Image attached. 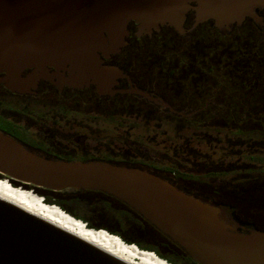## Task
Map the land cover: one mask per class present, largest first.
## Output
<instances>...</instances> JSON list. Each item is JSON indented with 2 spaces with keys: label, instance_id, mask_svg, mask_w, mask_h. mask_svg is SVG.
Segmentation results:
<instances>
[{
  "label": "water",
  "instance_id": "obj_1",
  "mask_svg": "<svg viewBox=\"0 0 264 264\" xmlns=\"http://www.w3.org/2000/svg\"><path fill=\"white\" fill-rule=\"evenodd\" d=\"M257 6L264 7V0H0L1 80L22 91L40 77H57L108 93L126 74L105 58L127 43L131 22L136 36L162 24L182 34L186 13L193 10L192 27L213 18L222 32L244 15L258 20ZM129 90L157 101L134 86ZM0 175L50 189L108 193L199 264H264V229L237 221L226 208L175 186L164 174L105 159L46 156L0 129ZM0 264L131 263L0 198Z\"/></svg>",
  "mask_w": 264,
  "mask_h": 264
},
{
  "label": "flooded vegetation",
  "instance_id": "obj_2",
  "mask_svg": "<svg viewBox=\"0 0 264 264\" xmlns=\"http://www.w3.org/2000/svg\"><path fill=\"white\" fill-rule=\"evenodd\" d=\"M254 11L258 20L244 15L240 23H233L220 33H227L234 28L242 27L256 28L264 33V7L257 6ZM194 20V11H187L182 24L187 30L182 34L174 26L162 24L158 30L150 34L136 36L133 23L129 24V36L132 33L137 39L153 37L165 42L176 41L179 35L187 36L199 27L207 31H219L213 18H207L192 27ZM127 44L128 39L119 52L105 58V63L117 65L126 74V76L117 78V83L112 87L113 90L108 93L99 92L92 83L80 87L72 86L63 83L57 77H40L32 85L26 86L25 90H11L1 80L3 73L0 72V94L11 96L8 107H3L2 102L0 103V127L28 148L46 156L57 153L73 154L118 162L111 160L112 157H117L130 162L120 163L139 166L160 175L169 173L168 167L163 166V160L159 158L163 159L164 151H156L159 153L156 154L155 147L148 142L149 138L152 142L155 141L152 140L151 135L145 133L138 135L134 132L150 124L159 126L168 115H173V119L182 118L193 124L195 123L193 115L213 102H209L210 96L200 102L201 98L192 95L193 92H190V89L185 90L187 91H184L185 93L180 90H171L169 87L154 85L148 77L134 73L125 66L130 62L125 50ZM169 60L176 61L178 57L171 56ZM48 68L49 71L55 70L53 66H48ZM174 70L176 73L177 69ZM27 71L29 69H25L22 75ZM160 71L162 72V69ZM131 86L145 91L157 101L130 91ZM205 89L203 93L211 92L210 88ZM0 101H2L1 97ZM165 109H171L174 113H163ZM187 109L188 112L185 111ZM147 111L154 113L156 117L143 118L142 116L147 114ZM134 136L135 138L140 137L141 141L133 139ZM145 136L149 137L142 142ZM187 136L190 135L183 136L184 141L188 140ZM175 137L178 140L181 138L178 135ZM155 139L157 144L158 138ZM173 141H166L164 148L169 152L182 149V146L178 144L179 141L178 143ZM168 151L165 154L166 157L169 155ZM165 178L173 182L175 186L185 188L184 185L183 188L175 183L185 180H178L175 177L174 179L171 173Z\"/></svg>",
  "mask_w": 264,
  "mask_h": 264
},
{
  "label": "trees",
  "instance_id": "obj_3",
  "mask_svg": "<svg viewBox=\"0 0 264 264\" xmlns=\"http://www.w3.org/2000/svg\"><path fill=\"white\" fill-rule=\"evenodd\" d=\"M131 27L133 29L132 25ZM215 32L218 33V31ZM243 33L249 35L248 41H241V38H238L239 36H242ZM218 35L224 37L225 39L227 38L229 41L225 43V41H221V39H219V41L213 43L216 45L209 44L204 46L205 48L202 50L204 51L202 53L204 54L202 55L204 62L206 58L210 59L212 63L217 62V60L212 59V56H216L221 61V65L215 64L212 66L211 63L210 65L204 64L210 72L214 73L215 71L217 74V76L212 77L207 74L206 70H203L206 73V78L211 80L210 85L207 84L205 87L212 89L213 87L218 86L217 89H219L222 86H226L227 91L229 90V92L236 96V101H213L211 99L212 91L208 93L202 92L200 93V96H203V99L210 96L209 102H213L214 104H230L231 106L228 110L230 112V118L237 121V134L247 138L249 141L245 142L248 144L251 142L257 145V151L262 156L264 153V33L256 28L242 27L237 29L234 28L227 33H219ZM185 37L186 35H179L178 40L168 41L171 42L172 47L176 48L179 45V40ZM127 39L128 44L125 50L129 49L135 41H138L132 33L129 37H127ZM195 41L199 43V39H195ZM208 46H210L209 49ZM227 46L232 48V54L230 53L231 50L227 48ZM160 62V69H162L163 74H167L165 76L166 78L175 76L174 69H183V66H181V68L171 67L170 69H167L163 63H170V60H168L164 54L162 55V60ZM127 64L125 66L129 68L131 65ZM193 67L195 68L194 70L198 69L202 71V69H199L197 66ZM188 72L190 73V71ZM202 80H205V78H202ZM203 83L198 85H202ZM240 93L242 94L239 99ZM238 99L240 101H238ZM236 104L238 106H236ZM205 108H201L197 111L193 115L194 118L195 116L201 114ZM202 114L205 120L208 121V119L204 116V112ZM213 114H215L214 111ZM212 117L213 115L211 118ZM247 119H251V123L254 122L256 126L249 127L246 122ZM0 129L3 132H6L1 127ZM57 154L49 156L63 159L93 158L73 154ZM112 159H114V161H118L119 163L129 162L117 157H112L111 160ZM256 159H258V165L254 166H258V170L255 173L258 175L260 174V177H264V165L262 163L264 158L259 156L254 160ZM168 171L169 174L171 173L173 178L175 177L178 180L181 179L187 182V184L184 185V189L193 192L200 198L203 197L208 199L210 202L226 208L237 221L242 223H251L256 228L264 229V182H257L256 175L253 174L254 177L247 176L244 178H236L234 181H229L228 187L226 186V188L224 186L219 188L211 186L209 189H206V187L197 183H201V181L196 182L195 177H197V175H195L192 171L183 172L174 171V169H168ZM0 177L4 178V175H0ZM8 180L12 183L15 182L14 184H18L21 187L30 188L31 190L40 193V195L43 196L44 202L57 204L67 213L71 214L75 218L81 219L87 227L96 229L103 228L110 233L118 235L127 243H135L141 249H147L155 252V254L167 260L171 264H199L178 244L148 222L141 214L123 201L108 193L92 189L67 188L53 190L32 184L21 183L10 178H8ZM193 181L194 185L188 183ZM206 183L207 185L210 184L209 182ZM114 205H117L118 207L116 208ZM83 206L87 207L89 210L86 211L82 208ZM100 213H102V215H96ZM127 223L135 224L143 230L146 229L151 232L147 231L149 232L147 237L141 235L138 231L128 232L122 226V224Z\"/></svg>",
  "mask_w": 264,
  "mask_h": 264
},
{
  "label": "rangeland",
  "instance_id": "obj_4",
  "mask_svg": "<svg viewBox=\"0 0 264 264\" xmlns=\"http://www.w3.org/2000/svg\"><path fill=\"white\" fill-rule=\"evenodd\" d=\"M219 33L220 31H218V33L213 30L210 32L203 27H199L185 38H181L179 40V45L176 48L171 46L170 41L161 42L157 40V38L153 37H151V39L138 38V41H135L134 44L126 50L128 56L130 54V62L128 64L132 66V69L131 66L129 69L138 75L140 74L148 77L154 85L169 87L171 90L174 89L175 91L180 90L182 93H185L187 92L185 90L190 89V92H193L192 95H196L197 98H201V102L203 96H198V93L204 92V90H206L205 88H207L205 86H207V84L210 85L211 81L206 78V73L203 70H206L207 74L212 77L217 76L215 71L214 73L210 72L204 64L210 65L211 63L212 66L215 64L221 65V61L216 56H212V59L217 60V62L212 63L210 59L207 58L204 62L202 59V55H204L202 53L204 51L202 50L205 48L204 46L216 43L219 39H221V41H225V43L229 41L227 38L225 39L224 37L219 36ZM248 36L249 35L243 33L242 36H239L238 38H241V41H248ZM195 39H199V43H197ZM209 47L210 46H208V49ZM227 48L231 50L230 53L232 54V48L230 46H227ZM163 54L166 55L168 60L171 56L178 57V60L176 61L172 60L170 63H163L167 69H170L171 67L181 68V66H183V69H177L176 73H174V77L166 78L165 76L167 74H163L160 71V61L162 60ZM147 59L153 61H147ZM193 66H197L199 69H202L203 72L198 69L194 70L195 68ZM188 71H190V73ZM202 78H205V80H202ZM201 83L203 84L198 85ZM217 87L218 86L213 87L212 89L214 90L211 89V99L213 101H236V96L229 92V90L227 91L226 86L220 87L221 89H217ZM2 94L3 93L0 94L2 100L0 101V103L2 102L1 106L8 107V101L11 100V96H4ZM241 94L242 93L239 94V99ZM239 99L238 101H240ZM230 106V104L222 105L219 103H210L205 106L207 108L204 107L205 109L203 111L204 116L208 119V121L205 120L202 112L201 114L195 116V123L193 124L192 122L183 120L182 118L176 117L173 119V115H168L166 116L167 118L162 121L163 123L161 125L157 126L150 124L147 125L146 128L143 127L141 130L134 132V134L143 135L145 133L146 135H151L153 138L152 140L155 141L152 142L149 138L150 141L148 140V142L156 149L152 148V150H155L156 154H159L156 151H164L163 159L162 157H159L163 160V166H167L168 169H174V171H192L195 175H197V177H195L196 182L201 181V183H197L206 187V189H209L211 186L218 188L224 186L226 188V186L228 187L229 181H234L236 178H244L247 176L254 177V175L257 176V182H264V177H260V174L258 175L255 173L258 170V166H256L257 168L254 166L258 165V159H254L259 156L264 158V153L261 156V154L257 151V145L251 142L248 144L245 142L249 141L247 138L237 134V121L230 118V112L228 110ZM236 106L238 105L236 104ZM185 111L188 112V109ZM213 111L215 114H213ZM166 112L167 111H163V113ZM212 115L213 117L211 118ZM142 117L149 119L150 117H156V115L147 111V114L145 113ZM246 122L249 127L256 126L254 122L251 123V119H247ZM174 134L180 136V140H178ZM185 135H190L187 136L188 140L186 141L183 140V136ZM148 137L145 136L142 142H144ZM155 138H158L157 144ZM133 139H140L141 141L140 137L135 138L134 136ZM169 140H174L173 142L175 143H178L177 141H179L178 144L180 147L182 146V149L169 152L163 146L166 144V141ZM130 150H132V148H130ZM167 151L169 155L166 157L165 154ZM93 153L96 152L93 151ZM262 163L264 165V161H262ZM164 175L170 174L165 173ZM0 179L5 178L0 177ZM206 182H209L210 184L207 185ZM9 183L14 186L30 190V188L14 184L15 182L12 183L10 181ZM178 183L182 185L187 184L186 181H179ZM188 183L194 185V181ZM33 193L38 194L40 197L42 196L40 193L35 191H33ZM114 206L116 208L118 207L117 205ZM82 208L86 211L89 210L84 206ZM96 215H102V213ZM122 226L128 232L138 231L141 235L146 237L148 236V233L151 232L146 229L143 230L141 227L132 223L122 224ZM252 227H254L253 224Z\"/></svg>",
  "mask_w": 264,
  "mask_h": 264
},
{
  "label": "bare ground",
  "instance_id": "obj_5",
  "mask_svg": "<svg viewBox=\"0 0 264 264\" xmlns=\"http://www.w3.org/2000/svg\"><path fill=\"white\" fill-rule=\"evenodd\" d=\"M0 198L38 215L131 264H171L153 251L141 249L134 243H127L103 228L87 227L81 219L70 215L58 205L44 202L38 194L14 186L6 179H0Z\"/></svg>",
  "mask_w": 264,
  "mask_h": 264
},
{
  "label": "built area",
  "instance_id": "obj_6",
  "mask_svg": "<svg viewBox=\"0 0 264 264\" xmlns=\"http://www.w3.org/2000/svg\"><path fill=\"white\" fill-rule=\"evenodd\" d=\"M41 199H43V196H41Z\"/></svg>",
  "mask_w": 264,
  "mask_h": 264
}]
</instances>
